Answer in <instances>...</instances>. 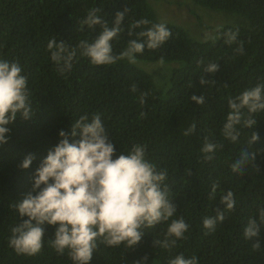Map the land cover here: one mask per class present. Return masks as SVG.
Instances as JSON below:
<instances>
[{
	"label": "trees",
	"instance_id": "obj_1",
	"mask_svg": "<svg viewBox=\"0 0 264 264\" xmlns=\"http://www.w3.org/2000/svg\"><path fill=\"white\" fill-rule=\"evenodd\" d=\"M194 1L235 12L247 23L217 28L215 39L195 40L182 26L160 22L147 0H0V59L20 63L34 112L27 120L17 113L8 126L7 142L0 145V264H73L67 250L61 255L50 246L57 226L43 225V246L35 255L17 254L8 240L11 229L28 219L14 205L32 192L34 173L58 144L59 132L68 133L70 143L79 139V134L71 137V125L84 114L89 119L100 114L116 155L127 154L133 144L145 146V158L167 172L165 184L177 208L172 219L183 217L189 225L171 250L153 243L164 238L167 223L145 229L141 241L131 248L107 247L98 241L89 264H168L180 253L186 258L196 255L199 264H264V224L258 212L264 208V110L253 113L256 124L246 127L244 120L250 117L247 108L242 109L235 142L222 132L231 111L228 101L264 84V0ZM93 8L100 9L97 15L109 27L114 26L116 13L127 9L121 31L111 41L114 55L124 51L129 40L144 42L139 33L153 24L166 25L172 36L165 44L156 49L145 46L136 54V58L175 62L166 92L156 86L153 75L127 58L94 65L76 49L70 70L58 71L49 41L54 37L65 42L67 51L81 40L93 42L102 27L81 24ZM141 19L150 23L133 27ZM228 32L237 33L231 44L226 43ZM241 43L242 54L237 51ZM209 63H217L218 70L204 72ZM202 76L215 83L201 85ZM142 93H147L144 104L139 102ZM192 95H203L205 102L198 105ZM193 124L194 131L184 135ZM253 132L259 139L249 144ZM205 138L217 145L214 152L201 151ZM29 154L33 162L22 169L19 165ZM237 159L243 165L234 173L230 166ZM229 190L236 203L225 210L220 198ZM217 210H225V219L215 231H208L203 218L215 217ZM249 219L257 222L259 232L247 240L243 230ZM256 243L259 249L253 248Z\"/></svg>",
	"mask_w": 264,
	"mask_h": 264
},
{
	"label": "clouds",
	"instance_id": "obj_2",
	"mask_svg": "<svg viewBox=\"0 0 264 264\" xmlns=\"http://www.w3.org/2000/svg\"><path fill=\"white\" fill-rule=\"evenodd\" d=\"M99 11L98 8L89 10L86 19L81 22L90 28L96 25L102 27V32L93 42L81 40L75 48L67 51L65 42L58 43L54 37L49 41L51 59L61 73L70 70L71 61L77 54L76 49L94 65H111L125 58L139 65L135 61L141 59L136 58L137 53H142L145 46L156 49L172 36L165 24H153L139 33V36L146 38L144 42L129 40L127 48L119 55H114L111 41L120 33L127 9L116 13L113 27H109L108 22L97 15ZM149 23L141 19L133 27ZM225 35L226 43L236 41L237 33L228 32ZM237 51L243 53L242 43ZM217 70V63H209L204 68V72L208 73ZM22 71L18 61L0 59V145L7 142L10 133L8 126L15 121L17 113L26 120L34 114L27 87L28 78L22 75ZM200 83L214 84L215 81H205L202 76ZM136 90V85H132V91ZM146 96L147 93L140 95V104L146 102ZM190 99L201 105L206 98L203 95H192ZM228 104L231 111L222 132L225 138L235 142L239 136L235 126L241 122L242 109L247 108L250 117L244 120L246 127L256 124V120L251 118L253 113L264 110V84L244 90L239 96L230 99ZM194 129L193 124L184 135H190ZM78 134L79 139H73L70 143L69 134L61 130L58 144L40 162L34 173L32 192L14 205L20 216H27L28 219L11 229L9 246L17 254H37L43 246V225L47 223L57 226L54 238L50 239V246L58 254L62 255L67 250L73 264H89L93 251L98 248V241L107 247L124 244L126 248H131L141 241L145 229L167 223L164 238L155 239L153 243L165 250L176 247L177 241L184 238L189 225L183 217L172 219L177 208L169 198V189L165 184L166 170H157L145 158V146L140 144H133L127 154L122 152L116 155L114 143L106 134L100 114H92L91 119L88 114H84L72 123L71 137L75 138ZM258 139V134L253 132L249 144ZM216 148L217 145L205 138L201 151L209 154ZM252 156L254 159V154ZM211 158L206 155V159ZM33 159L31 154L27 155L19 167L29 168ZM242 165L243 160L237 159L230 167L236 173L241 171ZM216 187L213 185V196ZM220 202L225 205V210H232L236 203L230 190L221 196ZM224 211L217 210L215 217H204L203 227L215 231L217 223L225 219ZM258 212L260 223L264 224V208ZM258 232L257 222L249 219L243 230L245 239L257 236ZM252 246L254 249L260 247L259 243ZM168 264H199V261L196 255L186 258L180 253L170 259Z\"/></svg>",
	"mask_w": 264,
	"mask_h": 264
},
{
	"label": "rangeland",
	"instance_id": "obj_3",
	"mask_svg": "<svg viewBox=\"0 0 264 264\" xmlns=\"http://www.w3.org/2000/svg\"><path fill=\"white\" fill-rule=\"evenodd\" d=\"M147 1L160 22L175 23L182 26L186 29L189 36L195 40L215 39L218 35L217 28L227 24L247 23L244 17L235 12L213 10L200 5L194 0ZM135 61H138V64L143 66L144 70L150 72L154 77L156 86L163 92H166L170 85L171 72L175 62L148 61L143 59H135Z\"/></svg>",
	"mask_w": 264,
	"mask_h": 264
}]
</instances>
